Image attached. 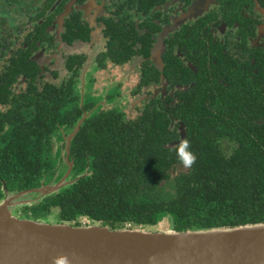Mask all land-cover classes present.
Returning <instances> with one entry per match:
<instances>
[{"label":"flooded vegetation","instance_id":"obj_1","mask_svg":"<svg viewBox=\"0 0 264 264\" xmlns=\"http://www.w3.org/2000/svg\"><path fill=\"white\" fill-rule=\"evenodd\" d=\"M248 102L264 103V0H0V160H38L29 168L55 171L43 185L112 157L86 150L103 127L153 121L176 147L213 122L264 123Z\"/></svg>","mask_w":264,"mask_h":264},{"label":"trees","instance_id":"obj_2","mask_svg":"<svg viewBox=\"0 0 264 264\" xmlns=\"http://www.w3.org/2000/svg\"><path fill=\"white\" fill-rule=\"evenodd\" d=\"M246 107L247 111L260 110L264 116V103L248 102L240 108ZM155 124L147 120L133 132L115 130V136L103 127L98 139L85 143L86 150H105L110 145L116 146L115 154H93L89 176L22 206L21 217L81 226L79 218L85 216L91 220L87 224L112 230L122 229L128 222L154 226L166 218L171 230L178 232L264 223V123L240 126L229 120L206 124L201 134L193 136L190 132L195 137L190 139V150L197 160L189 171L175 178L170 170L178 161L176 147L164 146L168 140H158ZM222 138L227 140V147L218 143ZM25 161L22 167L0 160V200L6 194L4 181L9 193H20L44 186L43 178L55 173L41 166L29 168L35 163L30 156ZM79 162L83 165L82 160ZM83 170L76 169L78 173ZM163 180L166 182L161 185Z\"/></svg>","mask_w":264,"mask_h":264},{"label":"water","instance_id":"obj_3","mask_svg":"<svg viewBox=\"0 0 264 264\" xmlns=\"http://www.w3.org/2000/svg\"><path fill=\"white\" fill-rule=\"evenodd\" d=\"M64 181L20 193L5 188L0 200V264H52L53 257L73 253L72 264H264V223L148 232L21 217L22 206L57 193Z\"/></svg>","mask_w":264,"mask_h":264},{"label":"clouds","instance_id":"obj_4","mask_svg":"<svg viewBox=\"0 0 264 264\" xmlns=\"http://www.w3.org/2000/svg\"><path fill=\"white\" fill-rule=\"evenodd\" d=\"M190 139H181L179 144L176 146V155L181 165L185 169L191 168L197 160V156L191 150ZM75 254L71 256L67 254H61L59 256L52 258V264H72V261L75 259Z\"/></svg>","mask_w":264,"mask_h":264},{"label":"rangeland","instance_id":"obj_5","mask_svg":"<svg viewBox=\"0 0 264 264\" xmlns=\"http://www.w3.org/2000/svg\"><path fill=\"white\" fill-rule=\"evenodd\" d=\"M13 211H16V208H12ZM20 214V213H19ZM52 222L55 221L54 218L51 219ZM128 227H123L122 229H127ZM128 229H134V230H142V231H148V232H163V231H169L171 230L170 223L168 221L160 222L157 226H147V227H138L133 226L132 228ZM121 230V229H118Z\"/></svg>","mask_w":264,"mask_h":264}]
</instances>
